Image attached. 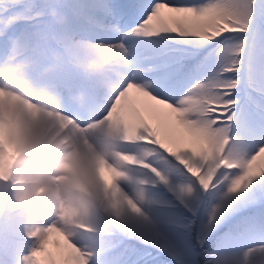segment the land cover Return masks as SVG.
<instances>
[{"label": "snow or ice", "instance_id": "1", "mask_svg": "<svg viewBox=\"0 0 264 264\" xmlns=\"http://www.w3.org/2000/svg\"><path fill=\"white\" fill-rule=\"evenodd\" d=\"M53 8L69 15L70 34L81 44L122 49L133 86L148 85L139 107L120 117L135 137L124 150L147 156L144 200L149 184L171 187L155 159L168 161L206 192H246L264 177L258 171L264 165V0H0V58L9 53L10 39L20 37L38 52L70 59L74 49L50 15ZM73 74L92 90L91 81ZM93 94L90 111L97 112L105 101ZM65 107L79 122L92 118L67 102ZM220 137L242 158L204 155L205 143ZM178 190L194 191L191 184ZM220 210L212 209L210 222ZM249 242L264 249V223L252 225ZM62 258L49 236L43 251L26 259L58 264Z\"/></svg>", "mask_w": 264, "mask_h": 264}, {"label": "clouds", "instance_id": "2", "mask_svg": "<svg viewBox=\"0 0 264 264\" xmlns=\"http://www.w3.org/2000/svg\"><path fill=\"white\" fill-rule=\"evenodd\" d=\"M50 15L74 49L70 59L38 52L20 37L10 39L9 53L0 58V184L8 187L18 209L44 219L25 225L38 246L24 264L43 251L49 236L63 254L58 264H90L109 222L142 210L147 181L137 173L149 167L147 156L124 150L135 137L120 117L123 110L139 107L148 85L133 86L122 49L83 45L70 34L68 14L53 8ZM73 70L91 81L92 90L76 82ZM94 92L105 101L97 112L90 111ZM66 102L92 118L87 123L73 119ZM203 154L234 160L243 155L229 148L225 137L206 142ZM258 171L264 172V165Z\"/></svg>", "mask_w": 264, "mask_h": 264}, {"label": "rangeland", "instance_id": "3", "mask_svg": "<svg viewBox=\"0 0 264 264\" xmlns=\"http://www.w3.org/2000/svg\"><path fill=\"white\" fill-rule=\"evenodd\" d=\"M152 162L172 178L171 187L169 186V188L182 200H184V196L189 203L193 199L194 202H198V207L200 204H203V208H200L203 214L198 226L200 237H204L210 227L217 224L225 215H228L236 209H242L245 203L258 196V190L264 188V177H261L257 181H254L253 185L246 192L228 193L225 187L221 191H216L208 201V198L204 196V192L201 191L202 187L193 180L183 178L177 174L178 170H172L170 168L171 164L168 161L155 159ZM137 175L145 179L149 178L148 174L143 170H140ZM182 184L185 186L191 184L194 191L191 194L182 195L178 190ZM151 186L152 184H149L146 187L145 200L141 205L143 214L133 213L129 210L123 215L132 226V229H129L127 234H125V237L131 239L133 233L137 232L139 234V240L159 249H166L168 253L172 251L183 264H191L189 258L193 245L189 230L185 227H189V223H193L194 220L178 206L168 209L166 205H168V200L170 199L164 193L151 190L149 188ZM125 187L131 191L130 185L126 184ZM1 196L2 188H0V201ZM170 201L172 203V200ZM13 204H15L14 201ZM216 205H221V210L217 214L216 219L210 222L212 209ZM34 218L40 222H44L42 217L21 211L15 216L6 218L7 227L26 234L25 225L29 220ZM115 221L117 226L121 228L120 219H115ZM178 222L183 225L177 227ZM254 224V222L250 223L243 232H239L235 226L231 225L235 229V233L225 231L222 234L221 242L215 246L213 254L209 255L210 253L206 251L205 256L209 260V264H264V249L260 248L257 244L249 242L252 234L250 226ZM106 228L109 229V225ZM3 239L0 241V252L3 249L12 251L15 255H13L15 257V264H24V257L31 252L33 247L38 246L37 240L33 241L29 246L24 247L13 240ZM120 244L121 240H118L116 237L106 238L99 236L97 238L95 252L90 258V264H130L135 258L132 254L133 247L130 244V248H128L129 246H125V248L121 247V249L112 252ZM0 264H6L1 258V255ZM138 264H147V259H141Z\"/></svg>", "mask_w": 264, "mask_h": 264}, {"label": "trees", "instance_id": "4", "mask_svg": "<svg viewBox=\"0 0 264 264\" xmlns=\"http://www.w3.org/2000/svg\"><path fill=\"white\" fill-rule=\"evenodd\" d=\"M248 221V216L246 215H243L241 217H239L236 221V226L239 227V228H244L245 226V223H247ZM221 239V235H218L215 239V242L218 243ZM147 249L145 248H135V253L136 255H140L142 253H144ZM161 263H165V264H175V263H172L168 258H165V257H160V261L158 262V264H161ZM195 264H198V263H195Z\"/></svg>", "mask_w": 264, "mask_h": 264}, {"label": "bare ground", "instance_id": "5", "mask_svg": "<svg viewBox=\"0 0 264 264\" xmlns=\"http://www.w3.org/2000/svg\"><path fill=\"white\" fill-rule=\"evenodd\" d=\"M123 219H125V218H123ZM126 221V220H125ZM126 223H127V221H126ZM127 225H128V223H127ZM130 225V224H129ZM132 229V226L130 225V230Z\"/></svg>", "mask_w": 264, "mask_h": 264}]
</instances>
